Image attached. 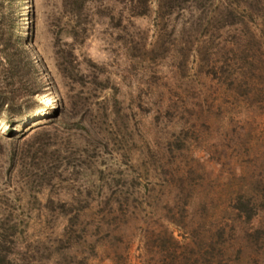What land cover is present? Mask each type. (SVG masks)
Returning a JSON list of instances; mask_svg holds the SVG:
<instances>
[{"label": "rangeland", "instance_id": "obj_1", "mask_svg": "<svg viewBox=\"0 0 264 264\" xmlns=\"http://www.w3.org/2000/svg\"><path fill=\"white\" fill-rule=\"evenodd\" d=\"M9 94L0 264H264V0H0Z\"/></svg>", "mask_w": 264, "mask_h": 264}, {"label": "trees", "instance_id": "obj_2", "mask_svg": "<svg viewBox=\"0 0 264 264\" xmlns=\"http://www.w3.org/2000/svg\"><path fill=\"white\" fill-rule=\"evenodd\" d=\"M139 13H141V12H139ZM16 66V63H13V61L12 62H10V67L11 68H13V67H15ZM3 104H7V106H9L10 107V109L12 108V107H17V106H19L20 105V103L19 102H17V99L11 94H9L8 96H5L4 98L2 97L1 99H0V105L2 106ZM22 117V115H15L14 114V112L12 111V110H10V113H9V116H8V118L5 120V122L7 123V125H8V128H9V132H12V128H10V127H12V125L14 124V121L17 119V118H21ZM239 209H240V211L242 212H244L245 213V216H246V220L248 221V220H250L251 218H252V216H253V212H251V208H248L247 206H246V204H244L243 202H241L240 203V206L238 207Z\"/></svg>", "mask_w": 264, "mask_h": 264}, {"label": "bare ground", "instance_id": "obj_3", "mask_svg": "<svg viewBox=\"0 0 264 264\" xmlns=\"http://www.w3.org/2000/svg\"><path fill=\"white\" fill-rule=\"evenodd\" d=\"M47 104H53L52 99H48V100H47ZM1 124H2L1 129H2V128H3V129H8V125H7V123L1 121Z\"/></svg>", "mask_w": 264, "mask_h": 264}]
</instances>
